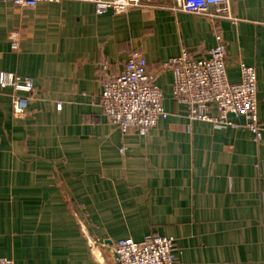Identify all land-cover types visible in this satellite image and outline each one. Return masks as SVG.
<instances>
[{
    "label": "crops",
    "instance_id": "obj_1",
    "mask_svg": "<svg viewBox=\"0 0 264 264\" xmlns=\"http://www.w3.org/2000/svg\"><path fill=\"white\" fill-rule=\"evenodd\" d=\"M143 1L119 15L77 0L0 2V74L35 85L19 117L0 87V257L119 264V241L161 235L175 264H264V131L257 139L234 115L237 128L190 119L163 67L183 50L204 58L220 33L230 82L239 61L256 69L264 121V0H230L238 22L216 25L176 0ZM135 51L169 114L147 136L123 133L101 105L104 67L122 71Z\"/></svg>",
    "mask_w": 264,
    "mask_h": 264
},
{
    "label": "built area",
    "instance_id": "obj_2",
    "mask_svg": "<svg viewBox=\"0 0 264 264\" xmlns=\"http://www.w3.org/2000/svg\"><path fill=\"white\" fill-rule=\"evenodd\" d=\"M62 0H0L20 8H35L42 2ZM92 3L96 13L114 15L127 13L142 7L143 0H77ZM149 1V0H148ZM173 9L207 17L211 23L238 19L231 15L230 0H176ZM216 46L202 59H195L187 50L170 59L163 67L173 74V98L186 107L192 120L212 122L219 126L238 125L229 115L244 117L246 127L261 138L264 121L259 118L257 100V71L254 67L238 62L241 80L231 83L228 78V51L223 36L216 33ZM103 69L101 105L106 118L123 133L134 130L139 136H147L157 124L169 116L165 110L164 94L148 71V63L139 51L133 52L124 69L118 73H106ZM0 87H11L12 106L16 116L26 113L29 95L35 90L32 79L14 73L0 74ZM61 108V105L58 106ZM216 111V115L214 112ZM124 153V149L120 150ZM119 264H175L174 239L151 235L143 241L133 239L119 241L114 248ZM0 264H14L0 257Z\"/></svg>",
    "mask_w": 264,
    "mask_h": 264
}]
</instances>
